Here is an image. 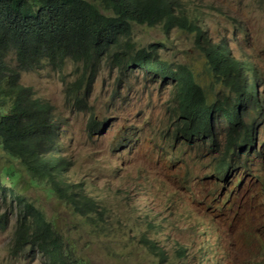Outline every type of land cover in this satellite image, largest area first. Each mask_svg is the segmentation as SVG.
I'll return each mask as SVG.
<instances>
[{"label":"rangeland","instance_id":"obj_1","mask_svg":"<svg viewBox=\"0 0 264 264\" xmlns=\"http://www.w3.org/2000/svg\"><path fill=\"white\" fill-rule=\"evenodd\" d=\"M205 1L207 6L201 10L208 29L205 37L218 41L234 28V41L228 39L232 54L238 59L256 58L251 62L264 75V0ZM238 21L245 30L241 37L240 29L235 28ZM132 39L139 47L153 44L158 60L173 68L188 66L208 99L222 89L207 69L193 35L133 25ZM96 71L87 106L81 111L73 108L74 100L66 90L82 73L72 63L61 71L43 66L21 77V85L50 102L65 120L59 153L70 156V181H86L87 200L97 207L81 214L55 191H46L49 185L32 186L26 174L14 178L16 191L54 223L63 245L88 264H194L189 253L199 248L204 232L212 234V228L202 227V220H209L207 225L215 226L214 236H206L205 241L215 251L216 264H264V251L256 237H261L257 228L264 234V197L256 196L263 188L260 182L245 194H233L225 203L226 189L208 177L211 170L205 144L186 147L169 142V112L177 104L173 85L144 70L119 72L107 59ZM93 116L105 125L91 134L87 123ZM260 135L264 144V126ZM2 154L0 151V166L11 163L21 170L10 156ZM261 163L264 167V152ZM257 170L261 169L255 161L252 171ZM9 182L6 177L4 186L9 187ZM12 200L7 195L0 203L9 221L0 230V264H44L38 253H11L17 209ZM163 218L169 222L161 223ZM211 242L224 248V256ZM182 245H187L188 252L183 258L177 253Z\"/></svg>","mask_w":264,"mask_h":264},{"label":"trees","instance_id":"obj_2","mask_svg":"<svg viewBox=\"0 0 264 264\" xmlns=\"http://www.w3.org/2000/svg\"><path fill=\"white\" fill-rule=\"evenodd\" d=\"M134 24L161 25L166 32L169 28L182 29L202 42L207 68L216 79L225 78L232 91L223 102L216 99L214 103L221 104L219 110L229 119L234 138L244 141L251 137L247 131H253V120L250 125L243 123V109L247 101L252 102V92L245 97L242 72L237 83L235 73L239 67L229 57L226 43L211 41L209 47L201 26L191 24L185 15H175L162 0H0V151L24 171L11 163L0 166V203L9 195L17 206L11 242L13 255L26 251L28 255L40 254L44 264H88L73 256L63 245L54 223L16 191L14 178L26 174L32 186L49 185L46 191H55L81 214L97 210L93 202L78 193L79 187L68 180L67 162L54 149L62 122H54L49 102L21 85L23 74L43 66L61 71L67 63L74 64L82 73L66 85V90L75 108L83 110L97 66L103 60L119 70L149 66V71L162 77L170 75L174 81L177 104L173 113L179 124L189 125L205 107L208 100L189 69L179 67L175 74L170 65L157 61L153 44L135 47L131 42ZM211 112L209 108L208 113ZM102 127L103 122H97L94 116L87 124L91 132ZM201 127V122L190 125L192 135L205 136ZM6 177L10 179L9 187L4 186ZM8 222V214L0 209V230H5Z\"/></svg>","mask_w":264,"mask_h":264},{"label":"clouds","instance_id":"obj_3","mask_svg":"<svg viewBox=\"0 0 264 264\" xmlns=\"http://www.w3.org/2000/svg\"><path fill=\"white\" fill-rule=\"evenodd\" d=\"M162 1L169 10L174 12L175 15H180V16L185 15L188 18V20L191 22V24L196 23L200 25L205 35L208 29L204 27L203 14L201 13L202 8H205L207 6V3L205 0H162ZM219 13L224 18V21H227V15L222 8H220ZM227 24L229 25V23ZM240 24L241 23L238 21V26L235 28L240 29L239 33L241 37L242 35H245V30L244 28H241ZM134 25H137V24H134ZM138 26H145V25H138ZM156 26H159L165 33L171 30H174V29L188 33L187 31L178 29V28H169V30L166 32L161 27V25H155L153 27H156ZM233 31H234V28L231 29L230 34L228 32L225 35L219 34L221 38L218 41H214L212 39L210 40V39H207L206 37L205 38L208 41L207 44L209 47H211V41L215 43H226V47L229 52V57L233 59L236 65L239 67V70L236 69V73H235L237 83H239L240 81L239 73L242 72V75L244 76L243 78L245 80L244 82L245 86L243 89V93L245 94V97H248L249 93L252 92V97H251L252 102L247 101V103H245V108L243 109V114H244L243 123L245 125H250L251 120H253V131H247V133L250 134L251 137L247 138L244 141H240L239 138L233 137L234 135L231 134V130L229 128L230 126L229 119L223 114V112H220L219 110V107L221 104L214 103L216 99L219 102H223L226 98L232 95V91L229 87V84L225 81V78H223V80L221 79L218 80L210 72L212 78L215 81L220 82L222 84V89L216 92L215 95L212 94L211 96L212 100H210L208 99L203 88L196 81L192 70L188 66L179 64L176 66V68H173L171 63L164 62L170 65V67L174 71L173 73L175 74L177 73V70L179 69V67H185L189 69L194 76V82L196 83V85L197 84L199 85L201 90L204 92L206 99L208 100L207 103H205V107L201 109L198 112V114L195 115L191 119L189 125H185L184 122H182L181 124L178 123L179 120L173 113L174 109L171 112H169V116L171 119V123L169 124V127L171 130L167 133L169 142L170 143L178 142L180 145H184L186 147H188L191 143L205 144L206 146L205 156L209 158L208 167L211 170L208 177H212V179L217 185H219L222 189L223 188L226 189L225 203L227 202V200H229L230 197L233 196V194H238L241 192L242 194H245L251 191L254 183L257 181L260 182L263 188L261 191H259L256 194V196L262 195L264 197V167L261 163V154L262 152H264V144L261 141V135H260V131L262 130L264 126V98H263L264 97V75L255 67L256 65L251 62V60L256 61L257 60L256 58L253 59L251 55H247L244 59L242 57L238 59L232 54V50L228 44V39L231 38V42L234 41L235 36L233 34ZM131 32H132V29H131ZM194 40L196 43H200V50H202V45H203L202 42H197L195 37H194ZM131 42L134 43L137 49L146 48V47L137 46L136 43L132 39V35H131ZM245 47L246 49H250L247 46ZM239 51L242 52L241 49H239ZM156 59L157 61H159L158 58ZM204 61L206 63V59H204ZM160 62H163V61H160ZM148 68H151V67L149 66L141 67V68L129 67L127 69L128 70H134V69L144 70V72L150 74L152 78H155L157 80H162V81H165L167 84L173 85L172 83L174 81L172 80L170 75L169 76L166 75L165 77H162L157 72L149 71ZM76 69L79 70V68L77 67ZM243 69H244V72H243ZM128 70H119V72L128 71ZM250 84H252V90H250ZM26 88H30V87H26ZM173 88L175 89V93H176V87L173 86ZM42 100L46 101L44 99ZM257 102H259V104ZM211 103H214V104H211ZM49 104L51 108H53L54 110V115H55L54 122L57 124L58 119H60V121L62 122V124L60 125V128L58 129V137L55 142L56 146L54 149H56L57 155L61 157L65 162H67V175L69 177L68 180L70 181V176H71L70 170L72 168L71 160L69 158L70 156L68 158L65 156L62 157L61 154L59 153L61 152L60 150L62 146L61 139L63 136H65V133H61V127L65 126L64 124L65 120L60 116L56 107H54L50 102ZM215 105L216 107H212ZM73 108L76 109L75 106H73ZM209 108L212 109L211 113H208ZM78 111H81V110H78ZM259 113L262 116L261 119L259 118ZM198 122H201L202 127L200 129L204 130V132L206 133L205 136H193L192 135L191 130H190V125L195 126ZM104 125L105 123L103 122V127ZM99 129L101 130V128ZM88 132L91 134L95 133L89 130ZM57 141L59 144L58 146H57ZM64 151L66 152V150ZM171 160H172V156H171V159L168 161H171ZM255 161L259 163V167L261 169L260 171L259 170L252 171ZM85 182L86 181L81 180V181H76L73 184L79 187V189L77 190L78 193L80 195L84 194L86 197ZM229 186H232L233 189L232 190L227 189V187ZM87 198L89 197H86V199ZM206 208H209V206H207ZM164 222L165 223L169 222V220L163 218L161 223H164ZM207 223H209V220H206V222L205 220H202V227H204L205 230L206 228L207 229L212 228V234H208L204 232L203 235H201L204 237V239L200 243L199 248L196 251L189 253V255L192 256L191 258L194 264H216L215 257H214L215 251H213L212 253V251H210L211 250L210 243H208V240L205 241L206 236H212V237L214 236L213 228H215V226L207 225ZM173 229L176 230V228H173ZM257 230L259 234L261 235V237L264 239V234L262 233V231L259 228H257ZM195 235L196 234L194 230V236ZM252 235H253V232H252ZM256 237L258 239V245H260L264 251L263 239L259 237L258 234H256ZM211 244L214 247L215 243L211 242ZM215 246H216V250L220 249L221 254L224 256V248L220 245H215ZM186 249H187V245L178 246L177 253L181 255L183 258L184 256L188 255V252H186ZM159 254H161L160 251H159ZM212 256L214 258L212 260V263H210V259Z\"/></svg>","mask_w":264,"mask_h":264}]
</instances>
